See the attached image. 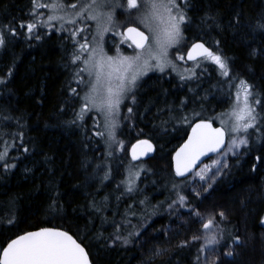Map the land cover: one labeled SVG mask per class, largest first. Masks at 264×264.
Returning a JSON list of instances; mask_svg holds the SVG:
<instances>
[{"label": "trees", "instance_id": "16d2710c", "mask_svg": "<svg viewBox=\"0 0 264 264\" xmlns=\"http://www.w3.org/2000/svg\"><path fill=\"white\" fill-rule=\"evenodd\" d=\"M32 5L0 0V153L7 151L0 161V252L21 234L56 228L85 248L91 264H199L201 242L180 246L162 236L166 213L182 192L176 187L186 180L174 175L171 156L194 121H211L229 108L228 85L245 80L261 101L256 128L238 155L228 157L209 194L231 217L215 221L223 237L219 248L233 249L226 263L264 264V31L257 28L264 22V0H188L184 48L203 42L226 60L229 76L208 65L191 82L144 78L116 154L90 115L78 118L75 42L67 34L29 36L24 22ZM140 139L149 140L155 153L129 192L123 182L127 148ZM144 226L151 231L147 240L140 237Z\"/></svg>", "mask_w": 264, "mask_h": 264}, {"label": "snow or ice", "instance_id": "6c2138e0", "mask_svg": "<svg viewBox=\"0 0 264 264\" xmlns=\"http://www.w3.org/2000/svg\"><path fill=\"white\" fill-rule=\"evenodd\" d=\"M106 4L107 0H83V2L78 0L77 3L71 4H66L65 0H51V3L33 0V8H47L52 13L48 16L47 22L62 21L61 28L64 23L75 25L78 20L96 22V33L99 40L95 41V47H92L87 59L84 60L85 67L80 69L81 72L88 71L89 76L94 79L90 81L89 92L82 98L85 103L78 118L82 119L85 112L95 109L104 115L106 126L115 128V118L119 113L124 94L135 87L137 80L148 70L157 68L163 72L169 63L168 49L179 43L182 38V26L189 21L186 13L188 0H126L125 11L129 14L133 10L139 11L143 4L145 11L142 16L138 17V20L147 28V33L135 26L127 27L126 31L121 34V42L130 41L128 47L134 46L135 54L115 57L108 56L103 48L104 33L110 30L113 19L111 12L104 13L100 10ZM115 6L123 7L118 3ZM67 8H71L72 12L68 13ZM36 14L33 12V15ZM205 19L214 18L208 16ZM35 26V24L29 23L27 25L28 32L31 33ZM257 28L264 31V22H258ZM10 31L12 35H16L14 29H10ZM79 31H83V29H79ZM76 35L77 32H72L73 38ZM4 44L5 37L0 34V47ZM89 47L90 44L85 38V42L79 44L77 49L79 54H74L73 62L79 60L80 54L88 51ZM197 55L216 64L222 76H229L228 64L221 55L210 51L202 43H196L189 50L188 59L195 60ZM179 59H183V57H179ZM181 78L183 79V77ZM3 83L5 81L0 80V84ZM251 87L245 80H240L236 85V99L232 110L223 114L227 119H222V127L214 128L211 123L204 121L192 127L187 142L176 152L174 157L177 176H184L185 173L191 171L202 156L218 152L225 144L226 135L232 137L228 144L229 151L248 144L247 138L237 139L236 134H247L250 129L255 128L257 114L252 103ZM73 91L75 90L73 89ZM260 103L259 99L255 100V104ZM131 111L132 109L129 108V112ZM114 135V132H109L110 138L114 139ZM152 150L153 146L148 140H139L132 146V159L138 160L142 155H147ZM6 156L7 151L0 153V161H3ZM217 163L219 161L213 162L214 165ZM224 166L227 167V163ZM7 167H14V165H6V169ZM206 171H208L207 166L196 175L204 180ZM127 191H132L131 185L128 186ZM180 201L182 204L183 196H180ZM197 215L199 214L197 213ZM220 217L224 218L223 212L220 213ZM12 222L9 219V223ZM261 223H264V220ZM214 227H218V225H215L213 218L209 217L203 224L205 246L201 248V251H204L206 247L218 245L223 239L220 233L213 231ZM198 238L194 237V239ZM124 242L127 243V240ZM236 242H239L238 239ZM231 254V252L225 253V255ZM0 264H90V261L85 248L67 232L42 228L39 231L21 235L8 243L7 247L0 252Z\"/></svg>", "mask_w": 264, "mask_h": 264}, {"label": "rangeland", "instance_id": "374dc122", "mask_svg": "<svg viewBox=\"0 0 264 264\" xmlns=\"http://www.w3.org/2000/svg\"><path fill=\"white\" fill-rule=\"evenodd\" d=\"M124 1V2H123ZM44 3H51V0H42ZM78 0L75 2L77 3ZM80 2H83V0H80ZM123 2V10L122 14L119 16H116L117 11L119 8L122 7H116L115 5L121 4ZM126 8V0H107V4L105 7L100 9L104 13L111 12L112 13V24L110 25V30L104 33L103 38V48L105 53L108 56H133L135 54V49L133 47H128L129 42H121L123 33V30L127 26H136L142 31H145L147 33V28H145L142 24L139 23L138 17L142 16L145 8L142 7L139 11L133 10L131 14L125 11ZM66 11L68 13L72 12L71 8H67ZM33 12H36V15H33ZM126 14H124V13ZM52 13L47 8H40V9H34L33 5L29 11L28 19L25 20L24 25L26 24V27L29 23L35 24L36 26L32 30L31 33L28 32V35L31 37H35L36 35L42 34H51V33H57L60 35L67 34L73 42H75V50L76 54L77 49L79 48L80 43L85 42V38H87V42H89L90 47L88 51L80 54V59L76 60L77 63V71L79 74V83L81 85V102L80 106L84 107V100L82 99L90 90V81L94 79V77H90L88 74V71L81 72L80 69L84 68V60L87 59L89 53L91 52L92 47H95V41L99 40V36L96 33V22L87 20V21H77L75 25L72 24H63V28H61L62 21L54 20L51 22H47V18ZM127 22H133L134 24H128ZM184 26V25H183ZM182 26V28H183ZM79 29H83V31H79ZM28 31V29H27ZM72 32H77V35L75 38L72 36ZM1 34V33H0ZM95 37V40H94ZM114 37L115 39H111ZM110 40V41H109ZM108 46V47H107ZM2 47H0V50ZM188 48H184V39L183 35L179 43L172 48L168 49L169 52V63L165 66V69L163 72H161L157 68H152L147 71L145 75H142L135 85V87L131 88L130 91H127L124 94V99L122 103L120 104L119 113L115 118L116 121V127L111 128V126H106L105 117L100 112L96 111L95 109L91 111L85 112L83 115H90L91 118L95 121L96 125H98V131L97 135H101L104 137L107 145V149L110 153H119L123 150L122 148V139L119 135V131L121 132V129L126 126L127 123L131 122V112H129V108L132 109V106L134 105V98L138 90L139 84L142 82V80L149 76H174L177 79L181 81H189L191 82L192 79H194L198 72L205 69V66L213 65L221 75V71L218 68V66L214 63H212L210 60L203 59L198 63L194 64H187L184 60V55L186 53ZM218 54V53H216ZM220 55V54H219ZM179 57H183V59H179ZM223 58V57H222ZM154 63V62H153ZM199 64V66H197ZM222 76V75H221ZM183 77V79L181 78ZM157 79H154V82H156ZM239 81H234V83H231L228 85L230 89V95H228L231 98V103L229 105V108L222 114H219L215 116V119L213 118L211 121L219 126L222 127V119H227L226 116L223 114L229 113L232 110V107L234 105L235 99H236V92L237 88L236 85H238ZM252 103L254 107L256 108L257 104H255L254 97L252 98ZM81 113V110L79 111ZM257 121V120H256ZM256 128V123H255ZM254 129H250L249 133H239L236 134V138H246L248 135L252 136V133L255 131ZM114 132V139L109 137V132ZM100 135V136H101ZM228 141L225 150L213 157L212 159L205 162L203 165H201L189 178L185 180V183L181 184L180 186L176 187L178 190L179 195L176 196L175 203L170 206V209L168 213H166V216H169V221L166 225L162 227V236L163 239H176L175 244L180 246H186L193 242H201L205 246L204 241V234L205 230L203 229V224L207 222V219L209 217L213 218L214 222L217 218H220V213H224V218L221 219L222 221H229L231 217L227 216L224 212V210H221V207L215 206V201L209 194V189L211 188V185L214 181H216L217 178H219L223 172L226 170L227 167H225V163H227L228 166V157L230 156H237L239 153V149H234L232 151L228 150V144L230 142V139L232 138L230 135H227ZM130 148V147H129ZM129 148H127V152L129 151ZM111 150V151H110ZM109 152L107 151V155H109ZM214 161H219L217 164H213ZM144 162L140 163H134L132 161H129V164L125 168L124 175H123V182L124 187L127 190L128 186L131 185L132 191L136 188L137 182L140 179V177L143 175V172L145 171L146 167L143 165ZM205 166L208 167V171L205 172V179L201 180L196 173L200 172L201 169H204ZM138 173V175H136ZM182 194V195H181ZM184 195L188 196L185 197ZM180 196L184 197V201L181 204ZM194 199L195 202L197 200V204L189 205L188 199ZM187 201V202H186ZM197 213L199 215H197ZM145 228V229H144ZM213 230L216 232V227L213 228ZM188 231L187 234H182V232ZM141 239L147 240L149 234L151 231L147 229V227H143V230L141 231ZM194 237H199L198 239H194ZM239 241V240H238ZM237 243V242H236ZM238 242L237 244H239ZM218 245H213L210 247H206L205 250L202 252L201 260L199 264H227V256L225 253L232 252V250L223 251L219 248Z\"/></svg>", "mask_w": 264, "mask_h": 264}, {"label": "water", "instance_id": "95a60500", "mask_svg": "<svg viewBox=\"0 0 264 264\" xmlns=\"http://www.w3.org/2000/svg\"><path fill=\"white\" fill-rule=\"evenodd\" d=\"M127 27H133V26L130 25V26H127ZM127 27L123 30V32L126 31ZM135 27H136V26H135ZM137 28H138V27H137ZM138 29H139V28H138ZM139 30H141V29H139ZM141 31H142V30H141ZM128 42L130 43V41H128ZM196 43H202V44H204L203 42L196 41V42H193V43L189 46V48L187 49V51H186V53H185V55H184V60H185L186 63H194V62H196V61H198V60H200V59H204V57H202V56H200V55H197L195 60H189V59H188V52H189V50H191L193 44H196ZM204 46H205L206 48H208L210 51H212V49L209 48L208 46H206L205 44H204ZM133 48H134V46H133ZM134 49H135V48H134ZM201 121L211 123V125H212L214 128H220V127H221V126L214 125V123H212V122L209 121V120H196V121L190 126V128H189V130H188V132H187V134H186V136H185L184 141H183V142H182V143H181V144L175 149V151L173 152V154H172V156H171L172 171H173L174 175L176 176V178L179 179V180H185V179L189 178V177H190V176H191V175H192V174H193V173H194V172H195V171H196L201 165H203L205 162H207L208 160L212 159L213 157H215V156L221 154V153L225 150V148H226L227 141H228L227 135L225 136V144H224V146L221 147V149H220L218 152H215V153H208L207 155L202 156V157L196 162V165L192 168V170L189 171V172H187V173H185L184 176H177V175H176V172H175V159H174L175 154H176V152L179 151V149H180V148H181V147L187 142V140H188V136L191 134V129H192V127L195 126V124L200 123ZM140 140H146V139H140ZM138 141H139V140H138ZM138 141H136L135 143H133V144L130 146L129 151H128L129 159H130L132 162H134V163L147 162L148 160H150V159L154 156V153H155L154 145L148 140L149 143L152 144V146H153V150H152L151 152H149L147 155H142L138 160H133V159H132V155H131L132 146L135 145V144H137ZM51 229H53V230H57V231H64V230H60V229H56V228H51ZM39 230H40V229H39ZM39 230H36V231H39ZM30 232H34V231H30ZM64 232H66V231H64ZM26 233H28V232H26ZM26 233H24V234H26ZM24 234H21V235H24ZM68 234H69V233H68ZM21 235H19V236H21ZM69 235H70V234H69ZM19 236H17V237L14 238V239H17ZM71 236H72V235H71ZM72 237H73V236H72ZM14 239H12V240H14ZM73 239L76 240L74 237H73ZM12 240H10L8 243H10ZM76 241H77V240H76ZM8 243H7V244H8ZM77 243H79V242L77 241ZM7 244H6L5 247H7ZM81 246H82V245H81ZM5 247H4V248H5ZM82 247H83V246H82ZM85 251H86V250H85ZM89 261H90V259H89ZM90 264H91V261H90Z\"/></svg>", "mask_w": 264, "mask_h": 264}, {"label": "flooded vegetation", "instance_id": "af4514ba", "mask_svg": "<svg viewBox=\"0 0 264 264\" xmlns=\"http://www.w3.org/2000/svg\"><path fill=\"white\" fill-rule=\"evenodd\" d=\"M188 48H189V47H188ZM204 59H205V58H204ZM201 60H203V59H200V60H198V61H196V62H194V63H198V62H200ZM194 63H187V64L191 65V64H194ZM194 122H195V121H194ZM194 122H193V123H194ZM193 123H192V124H193ZM192 124H191V125H192ZM191 125H190V126H191ZM189 128H190V127H189ZM188 130H189V129H188ZM187 132H188V131H187Z\"/></svg>", "mask_w": 264, "mask_h": 264}]
</instances>
